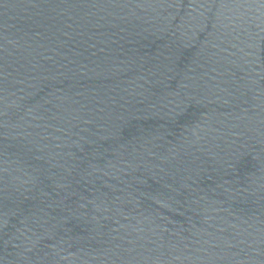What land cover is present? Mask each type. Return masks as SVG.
Instances as JSON below:
<instances>
[{"label":"water","instance_id":"95a60500","mask_svg":"<svg viewBox=\"0 0 264 264\" xmlns=\"http://www.w3.org/2000/svg\"><path fill=\"white\" fill-rule=\"evenodd\" d=\"M0 264H264V0H0Z\"/></svg>","mask_w":264,"mask_h":264}]
</instances>
